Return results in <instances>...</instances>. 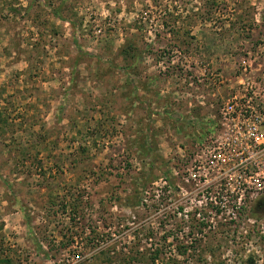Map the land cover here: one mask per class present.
Wrapping results in <instances>:
<instances>
[{
	"label": "rangeland",
	"instance_id": "obj_1",
	"mask_svg": "<svg viewBox=\"0 0 264 264\" xmlns=\"http://www.w3.org/2000/svg\"><path fill=\"white\" fill-rule=\"evenodd\" d=\"M252 91L264 0H0V264H264V194L184 180Z\"/></svg>",
	"mask_w": 264,
	"mask_h": 264
},
{
	"label": "built area",
	"instance_id": "obj_2",
	"mask_svg": "<svg viewBox=\"0 0 264 264\" xmlns=\"http://www.w3.org/2000/svg\"><path fill=\"white\" fill-rule=\"evenodd\" d=\"M251 93L234 95L221 106L220 133L195 155L184 177L191 179L199 207L226 209L221 198L228 194H264V112H258L263 107Z\"/></svg>",
	"mask_w": 264,
	"mask_h": 264
}]
</instances>
